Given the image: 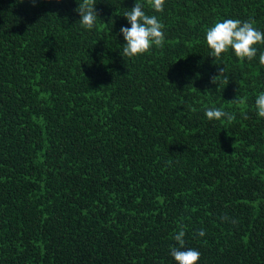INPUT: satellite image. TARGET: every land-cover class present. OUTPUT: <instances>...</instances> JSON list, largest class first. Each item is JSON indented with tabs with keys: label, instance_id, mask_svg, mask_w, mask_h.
I'll use <instances>...</instances> for the list:
<instances>
[{
	"label": "trees",
	"instance_id": "obj_1",
	"mask_svg": "<svg viewBox=\"0 0 264 264\" xmlns=\"http://www.w3.org/2000/svg\"><path fill=\"white\" fill-rule=\"evenodd\" d=\"M81 2L0 0V264H175L180 230L198 264H264V44L205 41L225 18L264 31V0H141L165 41L131 59L135 0H93L91 30Z\"/></svg>",
	"mask_w": 264,
	"mask_h": 264
},
{
	"label": "clouds",
	"instance_id": "obj_2",
	"mask_svg": "<svg viewBox=\"0 0 264 264\" xmlns=\"http://www.w3.org/2000/svg\"><path fill=\"white\" fill-rule=\"evenodd\" d=\"M35 3V0H33ZM150 7L155 12L164 10L165 0H149ZM76 11L79 13V23L84 29L91 30L97 22V12L93 0H82ZM141 0H135L134 6L122 15L127 25L121 26L118 35H122V56L135 58L149 51L154 46L162 47L165 32L162 22L156 15H148ZM205 41L209 56L220 58L229 51L240 60H252L256 57L257 45L264 44V31L253 26V22L225 18L215 22L206 30ZM259 64L264 66V52L259 55ZM223 69L221 70V72ZM216 79V77L213 79ZM254 107L258 118H264V91L255 97ZM205 117L209 121H220L222 118L231 120L223 109L210 107L205 109ZM205 230L199 231L203 237ZM185 232L180 230L174 235L175 245L170 246V255L175 264H198L201 253L194 248H185Z\"/></svg>",
	"mask_w": 264,
	"mask_h": 264
}]
</instances>
